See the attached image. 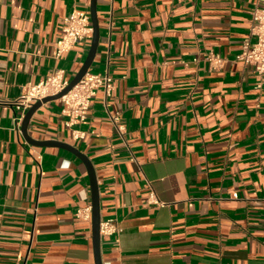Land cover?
Instances as JSON below:
<instances>
[{
    "label": "crops",
    "instance_id": "crops-1",
    "mask_svg": "<svg viewBox=\"0 0 264 264\" xmlns=\"http://www.w3.org/2000/svg\"><path fill=\"white\" fill-rule=\"evenodd\" d=\"M90 1L0 0V264H95L91 221L75 215L91 205L86 166L29 143L10 104L25 84L78 72L92 33L60 56L53 48L63 19ZM258 5L96 0L88 71L112 77L111 95L98 89L72 127L62 102L46 101L27 135L90 160L101 220L122 228L118 246L101 238L102 264H264V84L237 59ZM210 52L225 62L212 68Z\"/></svg>",
    "mask_w": 264,
    "mask_h": 264
},
{
    "label": "built area",
    "instance_id": "built-area-1",
    "mask_svg": "<svg viewBox=\"0 0 264 264\" xmlns=\"http://www.w3.org/2000/svg\"><path fill=\"white\" fill-rule=\"evenodd\" d=\"M258 1L259 5L253 7L249 20V35L252 40L244 39L237 55V59L248 66L252 74L256 76V88H260L264 84V0ZM92 31L89 12L73 10L63 19L62 34L54 44L53 55L60 56L72 49L76 43L84 40ZM204 59L209 62L212 68H218L225 62L224 57L211 52ZM194 60L197 61V59ZM68 83L69 81L63 77V72L56 71L47 74L37 83L23 85L19 95L10 101L14 109L15 126L19 127L25 112L33 103L41 101L47 96L59 94ZM98 89H102L105 99L108 98L114 89L112 77L107 72L91 73L87 71L69 91L58 98L63 104L62 114L66 116L68 127L81 124L87 119L92 98ZM109 118L121 133L122 126L119 124L118 114H110ZM72 132L75 137H83L85 133L78 130H72ZM75 132L79 133L75 134ZM75 215L81 221L90 222L91 205L77 209ZM121 231L122 228L114 219L100 221V237L115 236V246H118V235Z\"/></svg>",
    "mask_w": 264,
    "mask_h": 264
},
{
    "label": "water",
    "instance_id": "water-1",
    "mask_svg": "<svg viewBox=\"0 0 264 264\" xmlns=\"http://www.w3.org/2000/svg\"><path fill=\"white\" fill-rule=\"evenodd\" d=\"M90 18L92 24V39L91 45L84 60L82 66L78 70V72L73 76V78L69 81L68 85L57 95L54 96H47L43 98L41 101H37L33 103L30 108L27 109L25 112L23 119L21 121V132L24 138L31 144L39 145V146H58L64 148L75 156H77L86 166L88 177H89V191H90V200H91V236H92V246H93V253H94V260L95 264H102L101 257H100V233H99V225L101 221L100 215V204H99V190H98V183L94 168L88 159V157L82 154L79 150L74 148L73 146L59 142L54 140H34L27 135V127L29 123V119L32 113L41 106L42 103L58 99L61 95L65 94L69 91L80 79L81 77L88 71L89 67L92 64L94 59L97 45H98V37H99V26H98V18L96 13V0L90 1Z\"/></svg>",
    "mask_w": 264,
    "mask_h": 264
}]
</instances>
